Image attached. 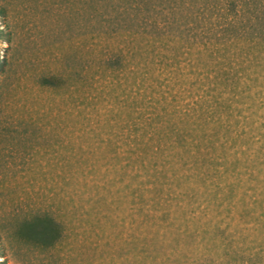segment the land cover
Listing matches in <instances>:
<instances>
[{
	"label": "rangeland",
	"instance_id": "1",
	"mask_svg": "<svg viewBox=\"0 0 264 264\" xmlns=\"http://www.w3.org/2000/svg\"><path fill=\"white\" fill-rule=\"evenodd\" d=\"M232 9L227 0H0V264H264L261 140L228 172L234 180L242 171L244 182L181 183L186 195L167 202L153 233L136 230L129 178L118 179L133 169H122L118 152L133 121L122 119L120 99L137 97L133 68L159 53L180 66L167 67L161 89L172 95L161 105L185 106L202 92L207 41L222 66L250 76L248 121L264 124V50L244 36L225 40ZM147 90L160 97V87ZM249 160L259 163L247 168ZM251 170L258 180L247 181ZM46 212L60 224L52 240L26 225Z\"/></svg>",
	"mask_w": 264,
	"mask_h": 264
},
{
	"label": "trees",
	"instance_id": "2",
	"mask_svg": "<svg viewBox=\"0 0 264 264\" xmlns=\"http://www.w3.org/2000/svg\"><path fill=\"white\" fill-rule=\"evenodd\" d=\"M227 1L233 8L231 11L233 14L231 18L225 17L229 22L228 27L233 26L234 30L229 32L230 35L226 36L225 40L243 36L250 38L252 42H259L260 49H257L258 44L255 47L259 53H262L264 0H241L240 4L238 0ZM145 21L147 18L143 17L138 24L139 30L136 29L134 34H141L140 27L146 25ZM138 50L143 51V46L140 45ZM189 50L184 47L183 53L191 54ZM218 51L219 46L207 41L202 42L198 53H204L207 58L205 66L198 72L202 92L185 106L160 104L166 102L169 95H172L167 88L161 89V85L168 80V65L176 64V69L180 70V66H177L179 60L176 57L168 62L169 57L165 55V59L159 53L149 61L137 63V68H133L135 81L140 79L136 90L140 97L136 94L137 97H132L129 101V95H122L120 102L125 106L121 110L125 111V118H122L118 112L126 122L133 119L128 124V131L123 133L121 143L118 144L121 148L118 150L119 155L124 161V163L121 161L122 169L127 166H132L133 169L131 173L121 174L118 179L123 182L127 177L129 178L125 186L133 195V212L136 215V230L139 234L153 233L155 226L157 230L162 228L170 215L167 202L185 194L182 191L178 194L176 192L177 188L181 187V183L192 182L213 186L244 182L245 179L241 177L242 171L239 172V177L235 176L234 180H227L229 170L236 169L232 165L241 164L242 160L237 157L238 153L250 152L251 142L258 140H261L262 145L255 152H262L264 124L254 126L248 121L252 115L248 113V106H244L243 100L248 96L245 92L250 90V83L247 81L250 76L245 74L241 67L233 68L225 62L222 66L220 64L222 62L217 57ZM117 62L120 68L128 64L123 56H120ZM198 62H201V59ZM151 63H155L158 67L152 68ZM191 66L186 73L192 71ZM172 72L176 71L172 69L169 73ZM181 73L185 72L181 71ZM166 85L168 86L167 83ZM220 86L222 88L218 89ZM142 87H144L143 91H141ZM158 87H160L159 98H156L152 91L147 90ZM176 96L174 94L173 99H176ZM238 142H242L241 145H238ZM175 146L181 147L182 151L172 154L170 150ZM217 149L221 151L217 152ZM181 153L187 156H182ZM231 154L236 157L233 161L230 158ZM254 160L252 163L249 160L246 167H250V163L256 166L259 161L254 162ZM245 172L248 174L247 181L250 178L258 180L252 170ZM193 186L189 185L188 188ZM26 225L31 234H40L47 240L55 239L61 234L58 231L60 224L47 212L26 222Z\"/></svg>",
	"mask_w": 264,
	"mask_h": 264
}]
</instances>
